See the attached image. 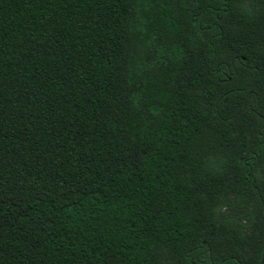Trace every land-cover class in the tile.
<instances>
[{"label": "trees", "instance_id": "trees-1", "mask_svg": "<svg viewBox=\"0 0 264 264\" xmlns=\"http://www.w3.org/2000/svg\"><path fill=\"white\" fill-rule=\"evenodd\" d=\"M0 264H264V0H0Z\"/></svg>", "mask_w": 264, "mask_h": 264}]
</instances>
